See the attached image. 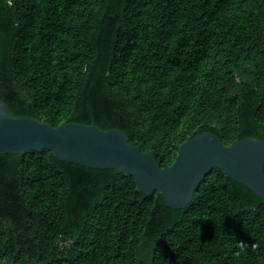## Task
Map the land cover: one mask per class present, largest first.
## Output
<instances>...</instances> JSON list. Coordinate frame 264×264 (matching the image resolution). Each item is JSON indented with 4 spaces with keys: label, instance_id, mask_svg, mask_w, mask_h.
Here are the masks:
<instances>
[{
    "label": "trees",
    "instance_id": "obj_1",
    "mask_svg": "<svg viewBox=\"0 0 264 264\" xmlns=\"http://www.w3.org/2000/svg\"><path fill=\"white\" fill-rule=\"evenodd\" d=\"M0 98L160 168L203 132L264 139V0H0ZM0 264H264V201L216 168L172 209L117 169L0 154Z\"/></svg>",
    "mask_w": 264,
    "mask_h": 264
},
{
    "label": "water",
    "instance_id": "obj_2",
    "mask_svg": "<svg viewBox=\"0 0 264 264\" xmlns=\"http://www.w3.org/2000/svg\"><path fill=\"white\" fill-rule=\"evenodd\" d=\"M48 149L60 161L92 169H117L132 176L135 189L157 192L166 205L182 209L214 168L264 201V139L243 138L225 146L207 132L182 142L174 162L160 168L155 156L127 141L119 129L64 123L52 126L36 118L14 117L0 98V154Z\"/></svg>",
    "mask_w": 264,
    "mask_h": 264
}]
</instances>
